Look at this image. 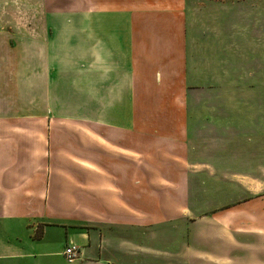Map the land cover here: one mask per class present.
<instances>
[{"label":"crops","instance_id":"obj_1","mask_svg":"<svg viewBox=\"0 0 264 264\" xmlns=\"http://www.w3.org/2000/svg\"><path fill=\"white\" fill-rule=\"evenodd\" d=\"M219 8L199 85L187 0H0V264H163L175 236L140 243L162 186H233L234 228L200 253L264 264V13L225 39L242 8Z\"/></svg>","mask_w":264,"mask_h":264},{"label":"rangeland","instance_id":"obj_2","mask_svg":"<svg viewBox=\"0 0 264 264\" xmlns=\"http://www.w3.org/2000/svg\"><path fill=\"white\" fill-rule=\"evenodd\" d=\"M241 4L242 8V31L235 32L233 30L222 29L220 31V37L229 39L234 34L241 33L242 38H249L251 34H258L261 32H255L251 30L248 25L250 22L256 23V18L260 14L261 10L264 13V0H187V18L190 21L188 35L189 42L192 45L190 50L192 53V64L194 66L195 74L192 82L200 85V66L202 59V42L203 36L206 34L205 29L208 25V19L213 15H217L218 12H225L220 9V6L233 4ZM232 22V20H226V23ZM212 34V29L209 30ZM217 34V32H215ZM264 33V32H263ZM201 103L200 92L194 96V104ZM173 189L172 186H162L161 196L162 199L157 207H147V210L156 211L157 214H168V217H163V227L161 231H151L153 237H147L144 231L141 232V245L142 247L161 251L165 247L170 245L168 236H175L177 239L178 253L176 255L169 253H162V255L156 254L157 260L163 259V264H233V245L227 244L224 240L213 242L215 246H211V250L214 254L209 256L201 255V241L206 236L220 239L221 232H226V228H234L233 220L235 215L234 207L230 206L236 201L234 199L235 193L233 186H207L206 192L199 190V186H191V191H186L182 186L180 191L169 192ZM243 198L245 197L243 193ZM161 210V212H157ZM225 210L224 212H221ZM249 207L243 208L240 214H249ZM166 212V213H165ZM150 214H148V217ZM155 217V216H154ZM158 217V215L156 216ZM220 217V218H218ZM159 218V217H158ZM220 220V221H218ZM166 232V233H163ZM194 236V241L191 238ZM219 242V243H218ZM206 243V242H205ZM175 244V238L172 240V245ZM227 244V245H226ZM194 246V248L192 247ZM198 246V247H196ZM220 252V253H218ZM239 258V257H238Z\"/></svg>","mask_w":264,"mask_h":264},{"label":"built area","instance_id":"obj_3","mask_svg":"<svg viewBox=\"0 0 264 264\" xmlns=\"http://www.w3.org/2000/svg\"><path fill=\"white\" fill-rule=\"evenodd\" d=\"M79 248L75 245L69 244L66 246L63 256L67 262H74L78 259Z\"/></svg>","mask_w":264,"mask_h":264}]
</instances>
